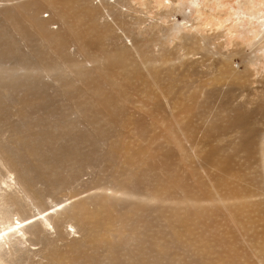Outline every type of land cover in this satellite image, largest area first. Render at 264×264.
I'll use <instances>...</instances> for the list:
<instances>
[{
	"label": "bare ground",
	"instance_id": "obj_1",
	"mask_svg": "<svg viewBox=\"0 0 264 264\" xmlns=\"http://www.w3.org/2000/svg\"><path fill=\"white\" fill-rule=\"evenodd\" d=\"M122 1L125 3L127 0H97L96 4L94 0L0 2V93L5 92L3 102L12 99L21 91L24 94V98L20 100L23 107L30 106L32 112L41 108L48 110L49 96H46L45 86L37 84V81L35 83V79L48 75L51 77L54 72L56 80L62 85L65 84L62 91L71 94L67 79L74 75L72 80L78 82L80 92L86 94L84 97L87 103L80 105L83 113L88 115V118L95 117L106 121L107 125L113 126L121 121L131 132L130 134L125 130L130 135L123 133L122 137L118 141L114 140L111 148L102 154L105 160L113 159V163L118 167L116 172L108 174L111 175L108 179V175L98 178L101 182L97 183V180L95 184H99V187L92 185L94 188L90 187V192L84 195L76 194L72 200L52 211H48L47 204H43L45 200L42 197L45 194L37 193L29 185L32 173L37 167L36 162L42 165L51 157L48 153H41L43 147L47 144L53 145L52 154L75 163L85 162L91 154L88 155L80 146L81 142L75 141L74 138L70 143L67 144L66 141V144L62 142L64 145H60L57 140H64L66 137L63 134L61 136V133L49 134L54 128L56 132L62 128L56 123L51 126L54 128H47L50 129L49 133L47 132L46 137L41 140L38 134L30 135L31 130L28 135L19 137V134L18 143L28 142L23 151H6L0 147V162L9 164V173L14 181V184H11L0 178V264H18L21 260H33L36 256L40 257L35 261L36 264L258 263L264 258V200L256 198L255 192L243 181V176L226 170V164L218 162L217 155H212L211 152L210 155L207 153L205 160L211 172H206L205 179L200 180V183H191L190 169L183 167V171L176 172L165 156L164 148L154 147L158 141L164 140L165 143L173 142L184 148L181 135L188 140L195 128L191 124L192 121L184 128L183 125L186 119L193 116L196 101H189L188 97L180 95V103L178 102V107L174 106L171 117L166 119V125L160 126L156 115L152 116L151 123L155 135L148 138L146 125H140L138 130L144 131L136 135L138 142L134 145L135 142L131 141L135 137L132 127L134 118L131 117L132 114L129 115L130 112L125 114L118 105L115 107V104L120 102V87L116 89L115 85L113 86L114 92L117 91L118 94L103 91L105 88L102 89L101 85L114 81L112 76L121 68L127 51L118 52L116 48L110 54L100 53V42L93 40L100 25L99 22H94V18L98 10L104 8L111 11L112 6L119 5ZM47 11L49 14L45 17L43 14ZM55 24L56 28L53 27ZM16 34L25 42V49L23 47L21 51L16 46L18 40H10ZM71 45L75 47L73 53L70 51ZM74 54L81 55L82 60L73 62ZM51 55L57 59L50 60ZM141 57L146 60L143 54ZM86 61L93 64L91 69L85 68L83 62ZM219 69L217 78L220 81L225 78L234 79L238 74V69L233 65ZM151 74L154 76L153 71ZM143 78L139 75L136 77L137 81ZM172 79L171 76L169 83L163 84L162 75L156 72L151 81H147V89L144 88L145 84H141L145 85V90L140 91H144L149 100H154L143 102L147 112L152 111L154 102H158L162 95L166 96L167 92L174 90L176 85L172 84ZM210 80L213 83L214 79ZM207 83L205 81L201 86L206 88ZM134 85L137 87L136 82ZM73 91L71 96L75 95ZM194 92L191 93L192 96L195 95ZM59 93H62L61 90ZM66 93L64 96H67ZM196 97L197 100L200 99L199 96ZM164 132L172 135H163ZM240 132L244 135L240 144L247 147L253 134L248 129ZM102 133L104 134V131ZM247 135L250 136L246 137ZM172 137L176 141L171 139ZM145 139L146 143H142ZM195 146L198 147V144ZM168 162L171 166H168ZM220 170L221 177L218 175ZM146 171L147 173L143 174ZM46 172L42 175H53ZM227 172L229 176L223 177ZM144 176L148 177L147 180L150 176L154 177L155 185L150 183L151 186H145L149 195H152L150 198L165 202L167 196L171 197L175 199L172 206H167L166 202L162 203L164 207L153 209L154 206L138 203L141 201L139 198L140 201L135 203V192L131 190V186L139 185ZM141 183L144 186L148 182ZM82 190L78 189V192L82 193ZM86 190L87 188L84 191ZM41 195L43 196L40 197ZM144 200L143 198L142 201ZM123 204L127 207L121 210L120 206ZM36 209L39 210L40 218H35ZM14 215L17 216L16 223ZM247 216L248 221H245ZM67 224H70L79 236L71 237ZM26 243L29 245L24 246Z\"/></svg>",
	"mask_w": 264,
	"mask_h": 264
},
{
	"label": "rangeland",
	"instance_id": "obj_2",
	"mask_svg": "<svg viewBox=\"0 0 264 264\" xmlns=\"http://www.w3.org/2000/svg\"><path fill=\"white\" fill-rule=\"evenodd\" d=\"M5 1L0 0L2 3ZM17 1L20 3L28 0ZM94 1L96 4L97 0ZM111 1L114 2V0ZM116 5L110 8L111 11L103 8L96 12L94 22H99L100 28H97L99 30L95 33L93 40L100 42L101 52H98L103 54H110L116 48L118 52L127 51L121 68L112 76L114 81H108L101 87L105 88L103 91L106 93L112 94L117 93V91L114 92V85L116 89L120 87L121 91L118 92L120 102H117L115 107L118 105L125 114L129 112V115L132 114L135 137L131 141L135 142L134 145L138 142L136 135H140L144 131L138 130L140 125H146V136L152 138L155 135L151 123L153 122L152 116L156 115V121L160 126H165L166 119L170 118L172 110L174 111V106L178 107L180 103L178 97L180 95L188 97L189 101H196V106L193 116L190 117L191 120L190 118L186 119L183 128L192 121L191 124L195 130L192 131L188 140H185L180 134L184 148L173 142H168L167 139L168 143L160 140L154 147L164 148V154L176 172L183 171L184 168L190 169L189 182L191 183L194 181L200 183V180L205 179L206 172H211L205 164V160L207 153L210 155L212 152V155H217L218 162L226 164L225 167L223 166L226 170L232 173L235 171V175L243 176V181L250 186L251 191L255 192L256 198L260 197L264 200V0H127L125 3L122 1ZM48 14L49 11L44 12L43 15L47 17ZM53 27L56 28L57 24ZM15 37L10 39L11 42L18 40L16 46L19 51L23 50V47L25 49L23 46L25 42L21 40L20 35L16 34ZM97 45L99 47V43ZM73 47L70 46L72 53L74 52ZM142 54L146 60L142 59ZM51 57L49 58L52 61L57 59L54 55ZM72 58H74L73 62H76V60L81 61L83 57L74 54ZM83 64L86 69L93 67V64H89L87 61ZM229 65L236 67L238 74L234 79L225 78L220 81L217 78L220 73L219 68ZM68 69L69 72V65ZM152 71L154 76L156 72H160L163 84H168L169 78L172 76V84H175L176 87L174 86L172 92L165 91L168 94L162 95L158 102H154L152 111L147 112L143 102L148 101L149 97L140 90L147 89V81H151L154 77L151 74ZM137 73H141V75ZM137 75L141 78L144 77L143 82H141L142 80L137 81ZM48 76L35 79V83L37 81V84L45 86L44 90L47 93L45 94L47 97L49 96L47 98L50 106L48 110L41 108L32 112L30 106L23 107L20 100L24 98L22 97L24 94L21 91L5 102H3L5 92L0 93L1 100L3 99L0 100V118L2 120L0 122V147L6 151L10 149L15 152L25 150L28 142L18 143L20 140L17 138L19 134V137L28 135L31 130L30 135L38 134L40 140L46 137L49 132L54 135L61 133L62 136L63 134L66 138L57 140L60 145L66 144V141L68 144L74 138L75 141L81 142L80 146L87 151V154H91H88L89 158L85 159L88 163L85 160V162L75 163L52 154L54 152L53 145L47 144L43 147L41 153H48L51 157L48 162L42 165L36 162L37 167L32 173L29 185L37 193L45 194L44 197H42L43 195L40 197L45 200L43 204H47L50 209L48 211H52L72 200L76 194L84 195L90 192V187L94 188V185H99L95 184L98 178L115 173L118 167L113 163V159L106 158L105 160L102 154L109 150L114 140L118 141L123 133L130 135L131 132L129 128L122 125L121 121L112 126L95 117L88 118V115L84 114L80 108L83 102L87 103L86 94L80 92L78 88L80 84L72 80L74 75H70L71 77L69 76L67 79L71 83L68 82L71 94L62 91L65 84L62 85L60 81L56 80L54 72L51 77ZM210 79H214L213 83ZM205 81L208 83L206 88H203L201 84L203 85ZM135 82L139 89L134 85ZM217 82L219 84H216ZM141 84H145L146 87ZM134 89L138 91L136 92ZM60 90L69 96V100L66 98L67 96H64V93L63 95L59 93ZM72 91L75 93L73 96H71ZM192 92L195 94L194 97L191 95ZM196 96H199L200 99L197 100ZM12 101L15 102L11 103ZM149 101L154 100L150 99ZM55 123L62 127L60 131L57 129L58 132L54 127H51ZM68 127L71 131L68 130ZM47 128H54V131L50 129L49 131ZM244 129L251 130L253 134L247 147L240 144L244 138L240 131ZM72 133L74 134L71 136ZM74 135L77 139L73 137ZM163 135L171 136L172 133L164 132ZM248 136L250 135L246 137ZM171 139L175 140L173 137ZM144 141L146 143V139L141 142ZM196 144L198 147L195 146ZM178 146L182 149L180 150ZM92 158L94 159L92 160ZM171 165L168 162V166ZM0 167L2 170L0 178L14 184L12 174L9 173V164L0 162ZM46 171L53 175H42ZM229 172L223 177L229 176ZM146 173L147 171L143 174ZM219 174L221 177V170ZM111 175H108L107 179ZM145 177L142 180H145ZM147 178L145 182L148 183L141 180L143 184L145 183L144 186L141 182L139 185L131 186V190L135 192V197L133 196L135 203L141 200L138 203L149 204L151 207L154 206L153 209L164 207L162 203L166 204V202L167 206H172L175 199L171 197L167 196L165 202H161V199L150 198L152 195L150 196L146 189L155 183L153 184L154 177L150 176L148 180ZM99 182L101 181L98 180L97 183ZM145 186L147 187L145 188ZM86 188L87 190L84 191ZM78 189H81L82 193L78 192ZM116 193L119 194V192ZM143 198L144 201H142ZM47 206L45 207L48 208ZM126 207L127 205L123 204L120 209L124 210ZM34 214L35 218L41 217L38 209ZM246 214L248 215V212ZM263 215L264 210H262ZM16 218L17 216L14 215L15 223ZM244 219L248 221V216ZM66 227L71 232V237L79 236V233H75L70 224H67ZM256 228L259 227L256 226ZM28 245L29 243H26L24 246ZM39 258L36 256L33 260H21L18 264H36L35 261ZM254 264H264V258Z\"/></svg>",
	"mask_w": 264,
	"mask_h": 264
}]
</instances>
